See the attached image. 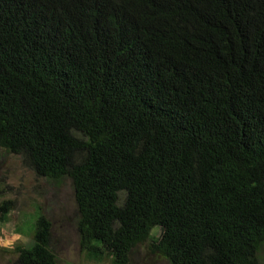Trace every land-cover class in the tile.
Instances as JSON below:
<instances>
[{
	"label": "trees",
	"instance_id": "1",
	"mask_svg": "<svg viewBox=\"0 0 264 264\" xmlns=\"http://www.w3.org/2000/svg\"><path fill=\"white\" fill-rule=\"evenodd\" d=\"M0 148L72 180L89 260L258 264L264 0H0ZM52 226L18 264H58Z\"/></svg>",
	"mask_w": 264,
	"mask_h": 264
},
{
	"label": "rangeland",
	"instance_id": "2",
	"mask_svg": "<svg viewBox=\"0 0 264 264\" xmlns=\"http://www.w3.org/2000/svg\"><path fill=\"white\" fill-rule=\"evenodd\" d=\"M8 200L13 209L8 222L0 219V264H18L17 248L30 243L31 229L40 212L53 224L52 249L58 264H109L108 260H89L81 250L77 229L79 212L72 180L41 177L21 155L0 148V208ZM160 229H153L152 235L158 236ZM132 264L171 263L151 253L146 242L133 250ZM258 264H264V243L258 252Z\"/></svg>",
	"mask_w": 264,
	"mask_h": 264
}]
</instances>
